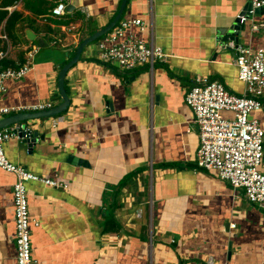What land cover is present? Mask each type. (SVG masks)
<instances>
[{
    "label": "crops",
    "instance_id": "crops-1",
    "mask_svg": "<svg viewBox=\"0 0 264 264\" xmlns=\"http://www.w3.org/2000/svg\"><path fill=\"white\" fill-rule=\"evenodd\" d=\"M71 1L19 0L4 8L21 19L14 40L6 19L0 25L12 46L2 67L32 66L22 80L5 82L0 108L59 106L60 70L82 40L114 20L123 0H79L66 12ZM59 2L65 12L52 17ZM247 4L127 0L117 24L141 19L144 30L131 33L163 49L168 60L152 70L142 65L120 73L100 59L98 38L66 72V110L21 123L43 140L30 149L13 138L3 143L14 165L67 186L26 184L33 264H264V212L244 190L234 192L214 171L199 168L200 130L185 104L197 78L246 93L235 53L223 48L233 37L238 45L264 50V14L243 30L234 28ZM27 113L0 114V120ZM251 117L264 130V99ZM14 183L13 174L0 169V264H16Z\"/></svg>",
    "mask_w": 264,
    "mask_h": 264
},
{
    "label": "built area",
    "instance_id": "built-area-1",
    "mask_svg": "<svg viewBox=\"0 0 264 264\" xmlns=\"http://www.w3.org/2000/svg\"><path fill=\"white\" fill-rule=\"evenodd\" d=\"M247 2L250 9L242 10L237 15L240 24L252 22L256 15L255 10H264V0ZM65 9L63 2L57 3L51 11L52 17L62 16ZM133 27H140L143 31L144 22L141 19H126L103 35L97 44L100 59L115 64L120 73L131 72L142 65H148L152 70L155 65L166 62L170 55L152 44L146 45L131 33ZM254 28L258 29L257 26ZM259 28H264V25ZM223 49L235 53L237 79L246 86L247 91L243 95L232 94L221 83L205 78H197L193 82L186 95L185 104L191 110L194 122L200 130L198 166L207 171H214L234 192L244 190L247 200L264 212V174L261 171L264 160V130L260 122L251 117L253 113L261 110L264 99V50L244 47L232 40ZM11 50L12 46L0 27V96L6 93L7 80H22L32 66L27 61L17 70L3 68L2 62L8 59ZM35 52L36 50L33 51ZM33 53L30 54L31 57ZM51 109L50 104L40 103L0 108V114L33 113ZM53 125L56 127V122ZM12 138L19 140L18 131L10 128L0 129V169L13 174L15 178L12 196L16 264H33L26 184L40 182L51 188L65 189L67 186L41 178L10 162L5 156L3 143ZM231 228L236 229V226L232 225ZM208 262L213 264L212 260Z\"/></svg>",
    "mask_w": 264,
    "mask_h": 264
},
{
    "label": "water",
    "instance_id": "water-1",
    "mask_svg": "<svg viewBox=\"0 0 264 264\" xmlns=\"http://www.w3.org/2000/svg\"><path fill=\"white\" fill-rule=\"evenodd\" d=\"M126 1L127 0L122 1L118 13L114 17V20L109 25L93 33L92 36L80 42V44L76 47L75 57L72 60H70L65 66H63V68L60 70L58 74V79H57V89L60 92V96L62 100L59 106L49 111L46 110L42 112H33V113H27L24 115H18L14 117L10 116V117L4 118L0 120V129L7 128L8 126H14L15 127L14 130L18 131L19 133V140L21 141L23 145L26 144L29 149L32 147L34 143L38 141V139L43 140L44 135L39 136L38 131H33L26 125L22 126L21 123H23L24 121H29V120L43 121L46 118L48 119L55 118V117H58L59 114L63 113L66 110L67 106L69 105V101H70L68 94L64 88V78H65L66 72L80 60L81 58L80 54L84 48L92 44V42H94L98 38L105 35L107 32L111 31L116 26V24L120 21L122 12L126 5ZM78 6H79V0H72L66 9V12H71ZM246 9H250L249 3L247 4ZM255 14L257 16L263 15L264 10L262 11L255 10ZM236 23L237 25L234 27L236 30H243L245 28V24H240L239 20H237ZM26 37L30 40L32 39L28 35L27 32H26ZM231 40L233 41L234 38L232 37L230 41ZM39 123H40L39 124L40 126L45 127V122H39Z\"/></svg>",
    "mask_w": 264,
    "mask_h": 264
},
{
    "label": "trees",
    "instance_id": "trees-1",
    "mask_svg": "<svg viewBox=\"0 0 264 264\" xmlns=\"http://www.w3.org/2000/svg\"><path fill=\"white\" fill-rule=\"evenodd\" d=\"M19 0H1L0 1V25H2V21L6 19V33L9 38L14 40L13 31H15L16 25L19 23L21 17L17 13H11L8 15L7 11L4 10L5 7L14 5Z\"/></svg>",
    "mask_w": 264,
    "mask_h": 264
}]
</instances>
